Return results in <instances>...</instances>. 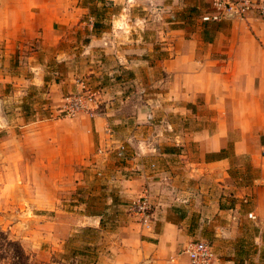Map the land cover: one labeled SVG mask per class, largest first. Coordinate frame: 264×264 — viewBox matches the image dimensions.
<instances>
[{
  "label": "crops",
  "instance_id": "obj_1",
  "mask_svg": "<svg viewBox=\"0 0 264 264\" xmlns=\"http://www.w3.org/2000/svg\"><path fill=\"white\" fill-rule=\"evenodd\" d=\"M88 5L87 0H0V59L10 63L24 59L21 69L14 63L13 73L0 71V94L5 85L24 78L21 70L29 72V86L56 85V80H47L46 71L66 60L56 49L63 32L74 24L80 27L85 17L94 20L86 25L95 38L97 15L90 14ZM92 9L96 14L97 8ZM175 22L183 23L178 18ZM201 24L181 46L170 44L174 53L158 62V74L167 87L159 94L161 101L154 102L172 115L157 114L156 134L142 132V125L151 124L147 116L157 110L152 103L132 104L129 115L122 113L130 95L118 94L132 86V77L139 76L146 58L126 57L116 39L110 49V74L117 82L110 98L120 103L114 108L120 113L111 109L88 118L76 130L84 149L106 141L114 156L119 146L125 148V158L115 166L108 160L96 161L107 171L111 191L107 205L115 208L118 196L125 212L128 204L146 196L151 206L148 226L137 231L125 228L130 234L121 236L120 247L111 248L113 264H190L183 250L190 241L201 240L212 242L213 264H264L259 248L263 237L258 228L255 236L248 237L246 230L254 226L244 214L251 207L249 213L264 221V22L250 15L245 21L229 18ZM131 26L112 24L113 31L127 32ZM140 32L135 42L143 41L141 28ZM30 43L52 48L51 60L40 59ZM112 111L115 118L109 117ZM109 126L111 134L106 132ZM62 151L57 143L55 156L65 159ZM232 158L245 159L247 170L241 165L233 173ZM93 217L87 222L98 228L101 217ZM233 240L240 244L215 248Z\"/></svg>",
  "mask_w": 264,
  "mask_h": 264
},
{
  "label": "rangeland",
  "instance_id": "obj_2",
  "mask_svg": "<svg viewBox=\"0 0 264 264\" xmlns=\"http://www.w3.org/2000/svg\"><path fill=\"white\" fill-rule=\"evenodd\" d=\"M88 1L89 7L97 8L99 26L93 35L95 38L89 36L86 25L94 20L85 17L80 19V27L74 24L63 32V41L56 49L66 55V60L55 63L46 71L47 80H56V85L50 82V85L29 86L26 80L30 74L21 70L24 78L5 85L0 94V264H113L111 248L120 247L121 236L130 234L125 228L140 229L138 217L119 207L121 198H115V208L107 205V195L111 193L107 186V171L97 167L96 161L101 159L100 163H106L108 160L114 166L118 163L111 154L110 144L103 141L84 149L76 130L90 117L83 114L65 117L59 112L60 100L76 93L77 82L81 81L90 91L96 92L97 108L90 119L104 115L120 104L110 98L111 93H115L112 86L117 82L110 74L113 65L110 49L116 39L117 47L126 57L146 58L139 66V76L132 77L135 81L132 86L128 85L118 94L119 98L130 95L122 113L129 115L132 104L152 103L157 110L155 115L147 116L151 124L142 125V129L145 127L142 132L144 135L156 134L157 114L172 115L170 110L163 111L154 102L161 101L159 94L167 87L158 74V62L174 53L170 44L181 46L201 28L207 2ZM176 18L183 23L175 24ZM113 22L127 23L132 28L127 32L113 31ZM140 28L143 41L135 42L141 34ZM29 47L38 50L40 59H46L47 63L54 55L52 48L37 43H30ZM24 53L22 48L20 54L23 56ZM3 59H0L1 72L5 69L3 72L13 73L12 64L20 69L23 67L24 59H15V64ZM114 111L109 117L117 116ZM138 127L136 125L134 129ZM106 132L111 134L112 127H107ZM57 143L62 146L65 159L55 156ZM92 165L96 167L92 169ZM241 165L247 170L245 159H231L233 173ZM249 208L246 207L244 214L254 227L246 230V234L255 236L259 229L263 237L259 248L264 256V221L260 222L256 214H253L254 219L248 218ZM91 212L100 214L98 228H91L87 222L96 218L89 215ZM128 237L134 238L136 234ZM201 241L212 246L209 240ZM234 241L226 245L218 243L215 248L232 249L234 243L240 244V241Z\"/></svg>",
  "mask_w": 264,
  "mask_h": 264
},
{
  "label": "built area",
  "instance_id": "obj_3",
  "mask_svg": "<svg viewBox=\"0 0 264 264\" xmlns=\"http://www.w3.org/2000/svg\"><path fill=\"white\" fill-rule=\"evenodd\" d=\"M207 10L202 15L203 23H218L224 19H237L245 21L250 15H255L264 22V0H206ZM264 48V42H263ZM78 90L62 98L59 112L65 117L83 114L93 117L97 108L96 92L90 91L84 82H77ZM125 148L119 146L114 151L116 159L125 158ZM127 211L138 217L142 226L147 227L151 216V206L146 196H141L128 205ZM248 218L254 219L252 213ZM183 253L190 264H213L214 253L212 247L202 241H190Z\"/></svg>",
  "mask_w": 264,
  "mask_h": 264
},
{
  "label": "trees",
  "instance_id": "obj_4",
  "mask_svg": "<svg viewBox=\"0 0 264 264\" xmlns=\"http://www.w3.org/2000/svg\"><path fill=\"white\" fill-rule=\"evenodd\" d=\"M87 2H89V1L87 0ZM89 11H90V14H91V15H97V13L95 14L96 11H94V9L89 8ZM98 25H99V23H97V22L95 21L93 27L96 28ZM89 215H91V216H99L100 214L95 213V212H91Z\"/></svg>",
  "mask_w": 264,
  "mask_h": 264
}]
</instances>
